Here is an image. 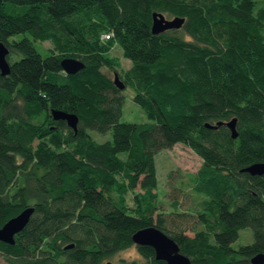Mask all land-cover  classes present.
Wrapping results in <instances>:
<instances>
[{
	"label": "trees",
	"instance_id": "1",
	"mask_svg": "<svg viewBox=\"0 0 264 264\" xmlns=\"http://www.w3.org/2000/svg\"><path fill=\"white\" fill-rule=\"evenodd\" d=\"M154 10L185 20L154 33ZM0 41L11 66L0 72V226L34 206L15 242L0 240V264H102L133 245L142 260L122 264H166L133 241L151 224L189 264H254L264 172L242 167L264 161V0H0ZM114 44L131 61L123 71ZM65 56L84 67L66 72ZM110 71L148 120H121L125 95ZM52 108L77 113V129ZM234 116L236 137L224 122ZM177 142L202 159L173 184L192 196L186 209L172 201L190 226L168 223L157 191L155 154ZM243 227L253 240L234 246Z\"/></svg>",
	"mask_w": 264,
	"mask_h": 264
},
{
	"label": "water",
	"instance_id": "2",
	"mask_svg": "<svg viewBox=\"0 0 264 264\" xmlns=\"http://www.w3.org/2000/svg\"><path fill=\"white\" fill-rule=\"evenodd\" d=\"M184 20V16L175 15L169 17L161 11L154 10L152 12L151 30L154 33H158L166 29L177 28L183 24ZM8 53V47L4 42L0 41V72L2 74L9 73L11 69L10 62L7 58ZM84 65L85 63L77 57L65 56L61 59V66L68 73H75L84 67ZM113 81L121 89H123L126 85L124 80L119 76L118 72H114ZM51 111L54 118L65 119L70 127H72L74 130L77 129L79 120L77 113L58 108H52ZM224 122L227 126H229L232 136L236 137L238 135V130L236 127L237 117L234 116ZM221 123H223V121L218 120L215 123L206 122V125L210 127H217ZM242 170L248 171L251 174H261L264 172V161L252 162L242 167ZM33 211L34 206H26L20 212L6 220L0 226V240L14 243L15 234L24 228ZM132 238L136 244L151 245L155 250V257L158 259H164L166 264L190 263L189 256L180 250V246L177 241L156 224L138 228L135 232H133ZM73 245L74 242H71L67 243L65 247H71ZM251 261L254 264H263L264 252L259 251L253 254L251 256ZM111 263V260H107L103 264Z\"/></svg>",
	"mask_w": 264,
	"mask_h": 264
},
{
	"label": "rangeland",
	"instance_id": "3",
	"mask_svg": "<svg viewBox=\"0 0 264 264\" xmlns=\"http://www.w3.org/2000/svg\"><path fill=\"white\" fill-rule=\"evenodd\" d=\"M42 46L48 47L52 43L46 40L41 43ZM39 47V42H36ZM111 54L118 57L120 61V71L127 69L131 65L130 59L125 57L122 52L121 46L114 44L111 48ZM113 77V71H110ZM125 95L124 104L122 107L121 120L141 122L148 120L145 110L143 107L134 101V88L131 85L125 86L123 89ZM91 133L99 140L110 138V131L106 133H99L91 130ZM125 155V153H122ZM157 177H158V196L162 203V210L166 212L168 223H172L177 220L182 226H190L193 221L191 215L179 216L173 211L172 201L179 199L181 202L179 210L186 209L188 205H191L192 196L184 194V188L178 189L173 187V184H180V180L186 181L188 174L194 172L201 165V157L193 151L188 145L177 142L172 147L163 148L155 154ZM174 212V213H173ZM174 220V221H171ZM189 234H192L191 230H188ZM253 240L252 229L250 227H243L239 231L238 238L233 242L234 246L239 244L248 243ZM133 258H139L142 260L141 255L137 251L136 247L130 246L128 248L118 251L111 260L113 264H122V259L130 260ZM5 264V262H3Z\"/></svg>",
	"mask_w": 264,
	"mask_h": 264
},
{
	"label": "built area",
	"instance_id": "4",
	"mask_svg": "<svg viewBox=\"0 0 264 264\" xmlns=\"http://www.w3.org/2000/svg\"><path fill=\"white\" fill-rule=\"evenodd\" d=\"M110 32H106V33H104L102 36L104 37V38H108L109 36H110Z\"/></svg>",
	"mask_w": 264,
	"mask_h": 264
},
{
	"label": "flooded vegetation",
	"instance_id": "5",
	"mask_svg": "<svg viewBox=\"0 0 264 264\" xmlns=\"http://www.w3.org/2000/svg\"><path fill=\"white\" fill-rule=\"evenodd\" d=\"M103 264V263H102ZM112 264V263H111Z\"/></svg>",
	"mask_w": 264,
	"mask_h": 264
}]
</instances>
